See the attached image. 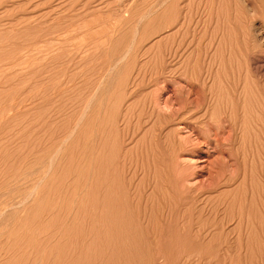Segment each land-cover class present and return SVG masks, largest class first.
Returning <instances> with one entry per match:
<instances>
[{
  "label": "rangeland",
  "instance_id": "1",
  "mask_svg": "<svg viewBox=\"0 0 264 264\" xmlns=\"http://www.w3.org/2000/svg\"><path fill=\"white\" fill-rule=\"evenodd\" d=\"M0 264H264V0H0Z\"/></svg>",
  "mask_w": 264,
  "mask_h": 264
},
{
  "label": "bare ground",
  "instance_id": "2",
  "mask_svg": "<svg viewBox=\"0 0 264 264\" xmlns=\"http://www.w3.org/2000/svg\"><path fill=\"white\" fill-rule=\"evenodd\" d=\"M185 114V113H184ZM191 117V116H190ZM202 119V118H201ZM207 120V119H206ZM202 123V122H201ZM208 141V140H207Z\"/></svg>",
  "mask_w": 264,
  "mask_h": 264
}]
</instances>
